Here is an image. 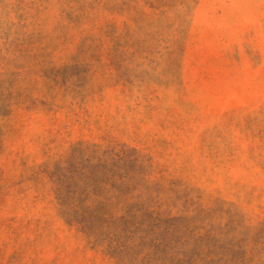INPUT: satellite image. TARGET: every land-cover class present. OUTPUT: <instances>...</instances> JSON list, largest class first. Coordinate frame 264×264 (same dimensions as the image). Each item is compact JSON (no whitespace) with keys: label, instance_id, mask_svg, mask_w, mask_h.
Segmentation results:
<instances>
[{"label":"rangeland","instance_id":"374dc122","mask_svg":"<svg viewBox=\"0 0 264 264\" xmlns=\"http://www.w3.org/2000/svg\"><path fill=\"white\" fill-rule=\"evenodd\" d=\"M0 264H264V0H0Z\"/></svg>","mask_w":264,"mask_h":264}]
</instances>
